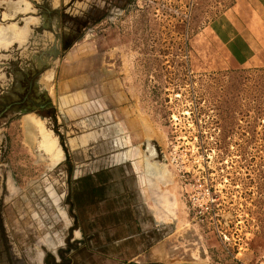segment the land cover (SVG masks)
<instances>
[{
    "label": "rangeland",
    "instance_id": "1",
    "mask_svg": "<svg viewBox=\"0 0 264 264\" xmlns=\"http://www.w3.org/2000/svg\"><path fill=\"white\" fill-rule=\"evenodd\" d=\"M231 6L0 0V264H71L81 193L104 184L135 194L154 238L112 264H264V64L229 57ZM25 121L56 138L58 161ZM132 147L175 208L168 223L155 222L135 159L111 161Z\"/></svg>",
    "mask_w": 264,
    "mask_h": 264
},
{
    "label": "crops",
    "instance_id": "2",
    "mask_svg": "<svg viewBox=\"0 0 264 264\" xmlns=\"http://www.w3.org/2000/svg\"><path fill=\"white\" fill-rule=\"evenodd\" d=\"M225 19L227 32L223 45L231 60L238 65L250 62L264 64V0H232V6L227 10ZM136 127L135 123L130 122L127 129L132 132ZM34 128L37 130L36 136L30 133ZM26 130L27 136L36 139L31 143L38 147L41 153L54 162L61 158L56 138L45 128L30 126ZM43 135L53 140L54 153L48 154L44 150ZM117 141V145L124 146L123 141ZM111 158L112 162L122 161V158L136 160L132 172L139 178L141 193L152 210L154 220L166 222L160 217L161 214L153 206V199L150 198L154 195L151 194V188L159 185V182L155 184L152 180V170L155 166L149 161V156L143 157L137 148L132 147L112 155ZM121 174L123 177L122 172ZM85 189L74 211L73 222L76 229L73 231V240L76 247L71 264H112L124 262L122 259L132 262L141 257L147 249L152 248L151 241L154 238L149 234L150 230L145 229L147 223L143 219L144 213L139 209L135 194L129 191L111 193L113 189L110 184H104L102 188L93 185ZM168 247V245L158 247L154 254L164 257L168 253ZM89 258L93 259L92 262H89Z\"/></svg>",
    "mask_w": 264,
    "mask_h": 264
},
{
    "label": "bare ground",
    "instance_id": "3",
    "mask_svg": "<svg viewBox=\"0 0 264 264\" xmlns=\"http://www.w3.org/2000/svg\"><path fill=\"white\" fill-rule=\"evenodd\" d=\"M3 33H4V31H3ZM7 36V37H6ZM8 36L9 35H7L6 34V32L4 33V34H2V32L0 33V42L1 41H3V40H5L6 38H8ZM35 122V121H34ZM27 123H26V121H25V125H26ZM34 124V123H33ZM32 126V125H31ZM34 126V125H33ZM26 128H28L27 127V125L25 126ZM38 128V127H37ZM42 128V126L40 125V127H39V129H41ZM30 129V128H29ZM36 129V128H35ZM32 130V129H31ZM30 130V131H31ZM28 131V130H27ZM30 133H33L32 134V136L33 135H35L34 133H35V131L33 130V132H30ZM39 133V132H38ZM36 136V135H35ZM29 138H31V136L29 137ZM34 139V142H35V138L33 137V138H31L30 140H33ZM41 139V138H40ZM41 141V140H40ZM30 142H32V141H30ZM42 143H43V148H44V150L49 154H52V153H54L55 152V144H54V142H53V140H51L49 137H45L44 135L42 136ZM31 144H33V143H31ZM35 144V143H34ZM41 146V145H40ZM42 147V146H41ZM38 148V147H37ZM43 151V150H42ZM156 187H158V186H156ZM156 187H154V188H151V194L155 197V199H157L156 200V202L157 203H155V204H157V206H156V209L158 210V212L161 214V216L160 217H162V216H166V215H170V214H173V217H175V214L173 213V211H174V209L175 208H173L172 207V205H171V203H170V205L171 206H169V204H168V199H166L164 196H162V195H160V196H162L161 198H160V196H155L156 195V193L158 192L159 193V191H158V189L156 188ZM162 189V188H161ZM161 192V191H160ZM162 194V193H161ZM164 202V203H163ZM171 207V208H170ZM158 213V214H159ZM159 214V215H160ZM168 218H169V216H168ZM167 218V219H168ZM176 218V217H175Z\"/></svg>",
    "mask_w": 264,
    "mask_h": 264
},
{
    "label": "built area",
    "instance_id": "4",
    "mask_svg": "<svg viewBox=\"0 0 264 264\" xmlns=\"http://www.w3.org/2000/svg\"><path fill=\"white\" fill-rule=\"evenodd\" d=\"M203 186L204 185H198L199 189H201L200 195L202 194V199H205V203L204 204L212 203L214 200L212 198V194H211L210 188H208V187L203 188ZM195 200L198 201L197 198ZM202 204L203 203H200L199 206H202Z\"/></svg>",
    "mask_w": 264,
    "mask_h": 264
}]
</instances>
